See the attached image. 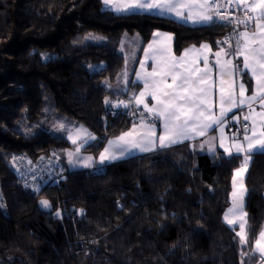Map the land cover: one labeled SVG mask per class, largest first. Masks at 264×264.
Returning <instances> with one entry per match:
<instances>
[{"label":"trees","instance_id":"trees-1","mask_svg":"<svg viewBox=\"0 0 264 264\" xmlns=\"http://www.w3.org/2000/svg\"><path fill=\"white\" fill-rule=\"evenodd\" d=\"M214 21L192 26L116 12L103 0H0V264H245L264 224V154H251L245 177L248 242L241 243L223 215L243 155L201 153L185 142L102 170L70 171L64 150L77 144L19 128L48 108L87 127L94 139L81 150L98 157L139 121L138 113L110 111L114 99L132 103L140 88L112 89L125 63V34H139L145 46L155 31L170 32L180 54L190 45L222 44L227 26ZM235 62L240 69L238 55ZM25 163L28 170L50 164L59 179L23 177ZM43 198L48 211L39 207Z\"/></svg>","mask_w":264,"mask_h":264},{"label":"snow or ice","instance_id":"snow-or-ice-1","mask_svg":"<svg viewBox=\"0 0 264 264\" xmlns=\"http://www.w3.org/2000/svg\"><path fill=\"white\" fill-rule=\"evenodd\" d=\"M235 5L245 6V20L234 21L231 19L230 14H221L220 8H229L232 6L233 0H229V3L220 4L219 0H128L122 7H117L118 12H131L136 9H142L146 11L160 10V12L174 13L177 17H181L185 20H191L193 23H214V17L216 20L227 21L228 23H241L247 27V21H257L258 19H264V0H256L255 3H247V0H234ZM105 4L109 3V0H104ZM252 13L259 11V17L251 16L248 10ZM187 10V15L185 11ZM225 41L224 43H228ZM151 47V45H149ZM204 48H208V45H204ZM159 55L166 57L167 49H160ZM223 52L215 53L217 57V64L220 63L219 57ZM187 55V53H185ZM228 55V53H225ZM231 55L243 56L244 69L251 70V75L256 80L257 92L260 93L259 97L254 95L249 98V105L252 100L259 99L260 104L264 107V28H261V35L257 36L253 31L251 35L248 31L238 33L235 41V50ZM155 59V57H153ZM198 63L194 61L193 64ZM228 64V75L232 76L233 68L231 61ZM157 67L152 72L147 73V77L153 79L149 82L145 77H140L144 80L145 90L153 99L156 100V107H149L145 103V92L139 94V98L136 100L137 104H142L144 109L148 113H154L157 119H163L164 132L158 138L156 136L155 128L149 126L147 133H140L136 138L133 137L134 132H127L115 141H109L108 146L100 154V169L102 170L104 161H112L124 156H131L133 151L138 152H150L155 151L156 148L165 149L173 144L182 143L183 140L192 139L196 135L205 136L207 129L211 128L214 124H222L223 118L227 112L232 110V107H238L245 103L244 99H240L238 102L234 98L231 91H229L227 97L224 95V89L221 88L220 96V114L218 117L214 116L211 112L213 107L209 98L208 88L205 85H209L210 70L208 69L207 57L204 58V68L201 69L196 66H185L183 63L177 62H161L157 61ZM99 66H94L93 70H98ZM143 67V65H141ZM222 73L224 65H221ZM170 80V82H169ZM223 83V81H221ZM239 96L243 98L245 96V90L243 84L240 85ZM108 101H106L107 103ZM125 108L128 104L123 101L120 102ZM228 104L229 107L225 108L224 105ZM261 131L257 133L255 128V120L251 115L244 116V120L248 121L253 119V125L249 128L245 125V132L242 138L237 139L235 135L232 137V144L230 147H225L223 141L220 143V147L224 148V152L228 156H233V149L237 158L243 155L244 161L242 166L236 170V176H241L244 171L247 170L248 162L251 159V154H264V112L261 114ZM143 123V120H141ZM61 128L64 125H60ZM80 130H77L76 136L79 137ZM223 132V127H221ZM250 133V134H249ZM71 138V137H70ZM73 144L77 143V139H72ZM201 144V148H203ZM214 152V148H209ZM80 147L76 148L77 161L79 162L78 154ZM73 154L69 153V160L72 162ZM93 157L86 158L84 167H92L91 161ZM233 184H236L234 178ZM232 196L234 198L233 207L228 209V213L235 217L238 211L242 210V206L236 203V199H243L242 191L238 193L233 191ZM42 207H50L48 201H41ZM2 207V205H0ZM59 215V214H58ZM247 214L244 213V216ZM224 219L229 224H235V219L229 218V215H225ZM240 232L237 235L240 236L241 243H247V236L245 234V222L241 218L239 223ZM255 248L261 253L264 258V231L259 233V238L255 240Z\"/></svg>","mask_w":264,"mask_h":264},{"label":"crops","instance_id":"crops-1","mask_svg":"<svg viewBox=\"0 0 264 264\" xmlns=\"http://www.w3.org/2000/svg\"><path fill=\"white\" fill-rule=\"evenodd\" d=\"M109 1L111 2V4H105L104 0L103 3L107 8H111L114 11H116L117 7H122L124 4L128 2V0H109ZM255 2L256 0H247V3L249 4ZM239 6L241 7V9L245 10V6L243 4ZM133 11L149 12L142 9H136ZM184 11H185V15H187V10ZM248 11H250V9ZM151 13L171 17L192 26L206 25L205 23H199V22L193 23L191 20H185L181 17H177L174 13H170V12H160V10H153L151 11ZM250 13L252 14V16L259 17V11H257L256 13H252L250 11ZM261 28H264V19H258L255 22L252 21L248 27L242 28L241 32L248 31L249 34L251 35V33L255 31L257 36H260ZM174 41H175L174 34L170 32L157 30L154 32L149 42L145 46H143L142 38L139 34L137 33H131L127 35L125 34L120 45V50L125 56V63L119 74L118 80L114 83V84L120 83L121 86L116 87L117 85L113 84L114 85L113 90L115 92H125L128 91L131 83L140 85V88L133 96L132 103L129 100H126V102L144 109V106L142 104H137L136 100L139 98V94L141 92H145V97L143 98L145 103L148 104L149 107L155 108L157 106L156 100L153 99L150 95H148V92H150L151 89L149 88L148 91L145 90L144 80L141 79L140 77H145L150 82L153 78L147 77L146 74L152 72V70L158 66L157 61H161V62L166 61L169 63L171 62L183 63L185 66H196L203 69L204 58L207 57L208 69L210 70V80H209V85H205V87L208 88L209 98L213 105L211 109L212 114L216 117H218L220 114L221 88L224 89L225 97H227L229 91H231L237 102L240 99H244L245 103L238 107H232V110L230 112H227L226 115L224 116L222 124L219 125L214 124L211 128L207 129L205 136L196 135L192 139L183 140L182 143L191 142L192 145L197 149V151L201 153H213V151L209 150L210 147L214 148V152L218 148L224 150V148L220 147L221 141H223L225 147H230L232 144L233 135H235L237 139H240L244 135L245 125L251 128V126L253 125V119H250L248 121L244 120V116H248V115H251V117L254 118L255 128L257 133H259L261 131L260 114L264 112V107L261 106L259 99L252 100L249 105V98L253 97L254 95L259 97L260 93L257 92L256 80L251 75V70L250 69L246 70L243 67V63H244L243 56L238 55L239 59L241 60V67L239 69V65H237L235 62V56L231 55V53L235 50V47L231 46L230 44L224 43L225 41L216 48L213 47L210 42H203L200 45H190L186 47L180 54H177L174 51ZM149 45H151V47H149ZM204 45H208L209 47L204 48L203 47ZM160 49H167L166 57H161L159 55L158 50ZM221 49H223V52H221V55L219 57L220 63L217 64L216 62L217 57L215 53L220 52ZM185 53H187V55H185ZM225 53H228V55H225ZM153 57H155V59ZM194 61H198V63L193 64ZM228 61H231V66L233 68L231 77H229L228 75V70H229L227 64ZM141 65H143V67H141ZM221 65H224L223 73H222ZM243 74H246L248 76V78L251 81L250 83L243 79L242 76ZM221 81H223V83H221ZM241 84H243L245 90V96L243 98L239 96V89ZM224 107L228 108L229 105L225 104ZM145 111L147 112L146 109ZM148 114L151 116L152 120H147L141 116V118H139V121L136 122L128 131L124 132L123 134L133 131L134 135L133 137H129V139L136 138L140 133H147L149 131V126L151 125L152 127L155 128L157 138L160 135H162L164 132L163 119L162 118L157 119L154 113H148ZM141 120H143V123H141ZM221 127H223V132H221ZM235 127L237 129H235ZM118 137L112 138L109 141H115L118 139ZM108 143L105 146V148L108 146ZM182 143L173 144L170 147ZM201 144L204 145L203 148H201ZM104 149L101 151V153L104 151ZM158 149L160 148H156V150ZM145 153L148 152H138L134 150L131 156H124L118 159L121 160V158L124 159ZM233 153H235L234 149H233ZM99 157L100 155L98 157H95L96 163L95 166H93V168L100 169V163L97 161V158ZM251 159L248 162L247 170L242 173L244 179L246 177L248 168L250 166ZM113 161H117V160L115 159L109 161L108 163ZM28 163H25V167L24 169H22L23 177L33 176L39 183L41 182L42 184L48 183L51 180L56 181L59 179V175L54 174L52 172V165L42 164L41 168L33 169L30 167L31 170H28L29 167ZM105 164L107 163H104L102 168L105 166ZM59 167H60L59 170H63L61 166ZM235 177H236V171L234 173L233 180ZM246 193L247 190L245 185L242 191L243 199L242 200H240L239 198L236 199V203L243 207H244V199ZM231 199H232V203L228 209L233 207L234 198L231 197ZM228 209L225 211L224 214L228 212ZM242 210L243 212H237V213H241V216L243 217V221L245 222V231H246L248 215L244 216V213L247 214L245 207ZM231 217L233 216L230 215V218ZM234 227H237L239 230V226L235 225ZM261 231H264V224L261 230L259 231V233ZM259 233L256 239L259 238ZM261 259H262V255L260 252L256 250L254 243L252 254L246 259L245 264H259L261 262Z\"/></svg>","mask_w":264,"mask_h":264},{"label":"rangeland","instance_id":"rangeland-1","mask_svg":"<svg viewBox=\"0 0 264 264\" xmlns=\"http://www.w3.org/2000/svg\"><path fill=\"white\" fill-rule=\"evenodd\" d=\"M108 4H111V2L109 1ZM114 85H117L116 87L121 86L120 83L114 84ZM114 85L112 86V89H114ZM118 99H122L126 104H128V107L131 108L132 114H127V110L125 108H121V110L124 111L127 116L138 113L140 115L139 118H141L142 114H140L138 112V109H142L141 107L136 106V108H133L129 105V103L126 102L125 99H123L121 97H118ZM45 112H46L45 115L36 122H33V123L26 122V121L21 122L19 124V128L28 135L35 134L36 131L48 130L58 137L66 136L71 142H72V139H77V143H76L78 145L77 147H80V152L78 154L79 162H76L77 161L76 149L64 150V159H66L65 163L67 164V170L73 171V170H79V169H85V168H93V166H95V163H96L95 156L92 154H89V153H85L81 150V148L85 144L91 142V140L94 138L93 133L85 126H82V125L78 126V125L71 124L70 121L65 117H62V118L52 117L50 114V110L48 108L45 110ZM60 125H64V127L61 128ZM77 130H80L79 137H77L75 135ZM69 153L73 154L72 162H70V160H69ZM88 157H93V160L91 161L92 167H84V162H85L86 158H88ZM121 159H123V158H121ZM116 160H119V159H116ZM97 161L100 163L99 158H97ZM108 162L109 161L106 160L103 162V164L108 163ZM235 180H236V184L235 185L233 184L232 191H231V197L232 198H233V196H232L233 191H237L238 193H240L241 191H243V188L245 187V181H244L245 179L243 178V175L242 176H236ZM242 209H244L243 206H242ZM238 212H243V210L238 211ZM225 215H229V218H230V214L228 212L226 214H224V217H225ZM241 218L243 219V217L241 216V213H237L235 216V220L237 222L235 224H233L232 226H235V225L239 226ZM231 219H234V217H231ZM238 231L240 232V228ZM245 234H246V231H245Z\"/></svg>","mask_w":264,"mask_h":264},{"label":"built area","instance_id":"built-area-1","mask_svg":"<svg viewBox=\"0 0 264 264\" xmlns=\"http://www.w3.org/2000/svg\"><path fill=\"white\" fill-rule=\"evenodd\" d=\"M219 3L220 4H226V3H229V0H219ZM220 12H221V14H230L231 19L234 21L246 19L245 10L241 9L240 6H236L234 1L232 3L231 7L227 8V9L220 8ZM248 13H249V15L252 16L250 11H248ZM223 22L227 26L224 41H229L227 44H230L231 46L235 47V41L237 39V35H238V33H241V29L245 28V25L241 24V23H228L227 21H223ZM251 22H252V20L247 21V27L250 25ZM121 101H123V100L117 98L111 102L110 110L112 111V113L118 112L119 110H121V108H125L123 106V104L120 103ZM125 109L127 110V114H132L131 108L127 107ZM138 112L140 114H142L141 116H143L145 119L152 120L151 116L148 113H146L145 109H143V108L138 109ZM235 129H237V128L235 127ZM52 183H54V181H52ZM29 186H32V183H29ZM259 264H264V258L261 259V262Z\"/></svg>","mask_w":264,"mask_h":264},{"label":"water","instance_id":"water-1","mask_svg":"<svg viewBox=\"0 0 264 264\" xmlns=\"http://www.w3.org/2000/svg\"><path fill=\"white\" fill-rule=\"evenodd\" d=\"M42 200H46V199H41L40 201H39V207H40V209L42 210V211H48V210H50L51 208H52V206H51V204L49 203V205H50V207H47V208H45V207H42V205H41V201ZM47 201V200H46Z\"/></svg>","mask_w":264,"mask_h":264}]
</instances>
